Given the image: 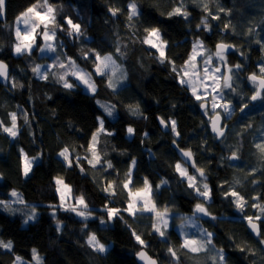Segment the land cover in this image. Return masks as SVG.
Instances as JSON below:
<instances>
[{"label": "clouds", "instance_id": "1", "mask_svg": "<svg viewBox=\"0 0 264 264\" xmlns=\"http://www.w3.org/2000/svg\"><path fill=\"white\" fill-rule=\"evenodd\" d=\"M262 106L264 0H0V264H264Z\"/></svg>", "mask_w": 264, "mask_h": 264}, {"label": "snow or ice", "instance_id": "2", "mask_svg": "<svg viewBox=\"0 0 264 264\" xmlns=\"http://www.w3.org/2000/svg\"><path fill=\"white\" fill-rule=\"evenodd\" d=\"M30 11H32V10L30 9ZM37 18H38L39 20H41V21H44V20L47 19V17H45V16H39V15L37 16ZM149 35H150V36H154V35H155V32L153 31L152 33H149ZM30 39H31L30 36H24V37H22V40H24V41H29ZM146 43H152V41L148 40V41H146ZM153 47H155V44H153ZM160 55H161V57H163L164 53L161 52ZM191 59H192V60H195L196 57L193 56V57H191ZM183 75H184L185 77H187V76L189 75V73L185 72V73H183ZM213 79H215V77H213L212 75H209V76L206 77L205 82H204V83H205V86H206V89H207V83H208V81H211V80H213ZM213 91H215V89H213ZM193 94L196 95V89H193ZM196 99H197V100H206L207 97H206V96H203V97H202V96H200V95H196ZM218 106H219V105H217V107H218ZM6 131H7L10 135H15V133L12 131L11 128L6 129ZM89 151L94 152V151H95L94 147L89 146ZM21 163H22V166H23V170H24V172L27 173V171L29 170V167H30V164H29L27 158H22ZM178 170H179V169H178ZM181 175H183L182 172H181ZM56 183H57V185L59 186V187H58V191L61 193V201L63 202L65 195L68 194L70 190L67 188L66 185H64L63 181L60 180L59 178L56 180ZM109 187H111V186L109 185ZM126 187H127V186H126ZM129 195H130V197H131L133 200H135V199H137V198L146 197V191H145L144 189H140V190H137V191L134 192V193L130 192ZM230 195H233V196H234V195H236V193L233 192V193H230ZM78 203H81V204H82L83 201H82V200H81V201H78ZM149 203H150V202L146 200V208H147V206H148ZM237 206L239 207V205H237ZM131 208H132V205H129V209H130V210H131ZM115 212H116L115 209H110L109 212H108L109 218H111V217L115 214ZM158 214H159V213H158ZM249 219H251V218H249ZM137 240H138L139 243H142V241H140L139 238H137ZM194 243H195V241H185V244H186V245H187V244H194Z\"/></svg>", "mask_w": 264, "mask_h": 264}, {"label": "trees", "instance_id": "3", "mask_svg": "<svg viewBox=\"0 0 264 264\" xmlns=\"http://www.w3.org/2000/svg\"><path fill=\"white\" fill-rule=\"evenodd\" d=\"M31 0H9V19L12 18L13 13L15 10L22 8L26 3H30ZM167 23V22H166ZM59 99V97H57ZM75 102H73L74 104ZM264 107V106H262ZM43 111V108L41 105H37V114L39 115ZM47 128L45 129V141H48V135H47ZM187 210V209H186Z\"/></svg>", "mask_w": 264, "mask_h": 264}]
</instances>
